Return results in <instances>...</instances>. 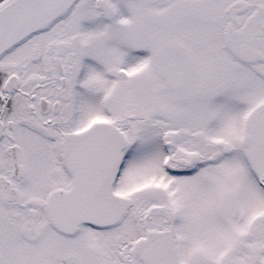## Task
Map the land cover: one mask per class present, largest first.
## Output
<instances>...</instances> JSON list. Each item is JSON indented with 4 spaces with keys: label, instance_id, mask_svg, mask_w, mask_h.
I'll return each instance as SVG.
<instances>
[{
    "label": "snow or ice",
    "instance_id": "snow-or-ice-1",
    "mask_svg": "<svg viewBox=\"0 0 264 264\" xmlns=\"http://www.w3.org/2000/svg\"><path fill=\"white\" fill-rule=\"evenodd\" d=\"M0 264H264V0H0Z\"/></svg>",
    "mask_w": 264,
    "mask_h": 264
}]
</instances>
